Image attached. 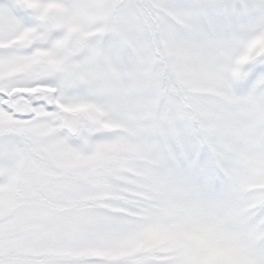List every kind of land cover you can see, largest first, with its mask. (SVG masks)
<instances>
[{"label": "snow or ice", "instance_id": "1", "mask_svg": "<svg viewBox=\"0 0 264 264\" xmlns=\"http://www.w3.org/2000/svg\"><path fill=\"white\" fill-rule=\"evenodd\" d=\"M13 5L0 264H264V0Z\"/></svg>", "mask_w": 264, "mask_h": 264}, {"label": "rangeland", "instance_id": "2", "mask_svg": "<svg viewBox=\"0 0 264 264\" xmlns=\"http://www.w3.org/2000/svg\"><path fill=\"white\" fill-rule=\"evenodd\" d=\"M7 4L9 7H13V11L14 14L18 17V18H22L23 22H25L26 24H31L34 23L35 21L31 18L28 17L25 13V11L20 8V6L18 5H13V0H0V5H5ZM260 69H264V65H258L257 66ZM258 73H254L250 76V78L246 81H240L237 82L234 85L235 90L239 93V94H243V92H246L248 89H250L252 82L254 81V79L256 78V75ZM103 133H96L95 136L93 137V139L95 140L98 137L103 136Z\"/></svg>", "mask_w": 264, "mask_h": 264}, {"label": "flooded vegetation", "instance_id": "3", "mask_svg": "<svg viewBox=\"0 0 264 264\" xmlns=\"http://www.w3.org/2000/svg\"><path fill=\"white\" fill-rule=\"evenodd\" d=\"M19 6V5H18Z\"/></svg>", "mask_w": 264, "mask_h": 264}]
</instances>
